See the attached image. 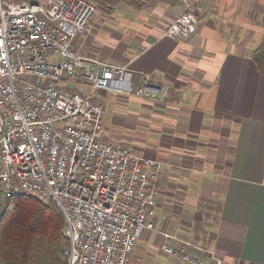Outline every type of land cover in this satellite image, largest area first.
<instances>
[{
    "label": "crops",
    "instance_id": "crops-1",
    "mask_svg": "<svg viewBox=\"0 0 264 264\" xmlns=\"http://www.w3.org/2000/svg\"><path fill=\"white\" fill-rule=\"evenodd\" d=\"M192 1L199 23L184 39L163 36L180 0L98 10L92 31L74 40L86 54L168 82L163 100L73 88L104 107L106 141L160 162L155 229L129 264H187L162 250L180 245L166 233L230 264H264V74L251 56L264 40V0Z\"/></svg>",
    "mask_w": 264,
    "mask_h": 264
},
{
    "label": "built area",
    "instance_id": "built-area-1",
    "mask_svg": "<svg viewBox=\"0 0 264 264\" xmlns=\"http://www.w3.org/2000/svg\"><path fill=\"white\" fill-rule=\"evenodd\" d=\"M182 3L163 36L184 39L197 27L196 4ZM97 11L93 0H0V211L19 195L51 202L64 217L68 264H129L155 229L160 162L106 141L104 107L73 86L163 100L170 84L75 48ZM165 235L180 245L162 250L182 262L230 264Z\"/></svg>",
    "mask_w": 264,
    "mask_h": 264
},
{
    "label": "trees",
    "instance_id": "trees-1",
    "mask_svg": "<svg viewBox=\"0 0 264 264\" xmlns=\"http://www.w3.org/2000/svg\"><path fill=\"white\" fill-rule=\"evenodd\" d=\"M98 9L110 12L119 3L145 8L180 0H93ZM264 74V40L252 51ZM64 217L57 206L32 195H19L0 211V264H68L69 240Z\"/></svg>",
    "mask_w": 264,
    "mask_h": 264
},
{
    "label": "rangeland",
    "instance_id": "rangeland-1",
    "mask_svg": "<svg viewBox=\"0 0 264 264\" xmlns=\"http://www.w3.org/2000/svg\"><path fill=\"white\" fill-rule=\"evenodd\" d=\"M98 10H100V9H98ZM100 11H102V10H100ZM214 206H215V203H214ZM214 213H216V211H214Z\"/></svg>",
    "mask_w": 264,
    "mask_h": 264
}]
</instances>
